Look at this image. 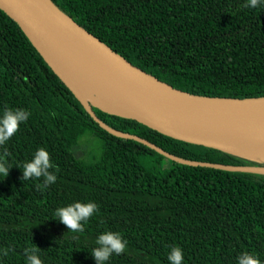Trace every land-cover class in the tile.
Instances as JSON below:
<instances>
[{"label":"trees","instance_id":"trees-1","mask_svg":"<svg viewBox=\"0 0 264 264\" xmlns=\"http://www.w3.org/2000/svg\"><path fill=\"white\" fill-rule=\"evenodd\" d=\"M51 1L174 87L198 95L264 96V9L246 8L245 0ZM6 108L30 115L0 146L14 165L0 177V264H26L28 247L38 249L42 264H95L91 249L103 231L128 242L106 264H169L173 245L181 247L184 264H236L244 251L264 260V174L179 163L107 132L0 9V112ZM93 110L110 127L185 159L257 164ZM37 148L56 166L49 171L57 179L47 188L43 177H22L23 162ZM75 201L97 204L80 233L54 216L57 207Z\"/></svg>","mask_w":264,"mask_h":264},{"label":"water","instance_id":"water-1","mask_svg":"<svg viewBox=\"0 0 264 264\" xmlns=\"http://www.w3.org/2000/svg\"><path fill=\"white\" fill-rule=\"evenodd\" d=\"M0 9L17 23L50 69L107 132L143 143L179 163L264 174V157L249 154L234 141L264 140V96L198 95L174 87L131 63L51 0H0ZM60 55L82 65L85 74L73 75L64 71L56 61ZM89 76L108 91L111 98L97 96L95 92L89 93L93 100L88 95L82 96L80 90L85 88L82 81ZM120 103L135 113L118 111ZM93 107L135 119L175 139L212 147L257 164L233 165L176 156L143 137L110 127L95 114ZM167 117H182L194 130L156 122Z\"/></svg>","mask_w":264,"mask_h":264},{"label":"clouds","instance_id":"clouds-1","mask_svg":"<svg viewBox=\"0 0 264 264\" xmlns=\"http://www.w3.org/2000/svg\"><path fill=\"white\" fill-rule=\"evenodd\" d=\"M249 9H264V0H245L243 5ZM30 113L22 108H6L0 112V146L5 145L7 141L18 131L20 124L25 122ZM7 149L0 153V177L3 179L8 176L10 168L14 165L6 159ZM56 166L51 162L49 153L44 148H37L32 154L31 159L22 164V177L29 178L43 177L42 187L47 188L49 184L55 183L57 176L55 172H50V168ZM0 179V180H3ZM41 185H38L40 187ZM97 211V204L93 201L81 203L78 201L57 207L54 210V216L59 223L66 226L73 233L84 231L85 223ZM127 240L123 239L118 232L103 231L99 233L95 240V246L91 249V257L95 264H106L113 255L124 253L127 248ZM36 247L24 249L26 264H42L37 255ZM6 254V253H5ZM169 264H184V254L181 247L173 245L167 253ZM236 264H264V260L250 252H241L236 257Z\"/></svg>","mask_w":264,"mask_h":264},{"label":"bare ground","instance_id":"bare-ground-1","mask_svg":"<svg viewBox=\"0 0 264 264\" xmlns=\"http://www.w3.org/2000/svg\"><path fill=\"white\" fill-rule=\"evenodd\" d=\"M56 61L59 64V66L66 72H71L73 75H79V74H85L86 71L82 69V65H80L78 62L74 61L70 57L66 56H58L56 57ZM84 83V89L80 90V94L88 95L90 96V92H95L97 96H103V97H109L111 98V94L106 91L102 86H100L98 83H96L90 76L87 77L86 80L82 81ZM91 97V96H90ZM93 100L94 97H91ZM121 107H119L117 110L125 113H135L131 108L125 106L123 103H120ZM161 125L170 126V127H179L182 129H193V126L184 118L182 117H167V118H161L157 120ZM199 132V131H197ZM235 143H238L240 145V149L248 152L251 155H259V157H264V148L262 149V146H264V140H234Z\"/></svg>","mask_w":264,"mask_h":264},{"label":"rangeland","instance_id":"rangeland-1","mask_svg":"<svg viewBox=\"0 0 264 264\" xmlns=\"http://www.w3.org/2000/svg\"><path fill=\"white\" fill-rule=\"evenodd\" d=\"M81 148H83V146L80 147V150H81ZM80 150L75 147V149H74L75 154L80 155Z\"/></svg>","mask_w":264,"mask_h":264}]
</instances>
